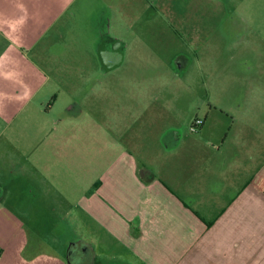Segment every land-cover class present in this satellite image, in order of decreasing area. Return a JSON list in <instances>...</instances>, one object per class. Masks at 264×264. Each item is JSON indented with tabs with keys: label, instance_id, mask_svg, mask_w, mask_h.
Returning <instances> with one entry per match:
<instances>
[{
	"label": "rangeland",
	"instance_id": "1",
	"mask_svg": "<svg viewBox=\"0 0 264 264\" xmlns=\"http://www.w3.org/2000/svg\"><path fill=\"white\" fill-rule=\"evenodd\" d=\"M72 9L24 51L45 83L31 106L13 117L0 99V208L17 210L48 242L44 252L53 242L59 257L79 264L68 253L75 231L62 192L76 193L83 176H68L67 162L80 160L81 168L85 139L91 160L113 141L108 131L98 142L79 130L85 96L90 108L107 112L110 127L122 115L133 135L137 126L164 132L177 157L264 163V0H78ZM102 33L125 46L117 68L105 66ZM69 115L80 121H65ZM45 137L47 146L59 145L47 147L41 158L49 161L38 165ZM54 188L66 200L57 213L48 194L36 203V193Z\"/></svg>",
	"mask_w": 264,
	"mask_h": 264
},
{
	"label": "crops",
	"instance_id": "2",
	"mask_svg": "<svg viewBox=\"0 0 264 264\" xmlns=\"http://www.w3.org/2000/svg\"><path fill=\"white\" fill-rule=\"evenodd\" d=\"M75 2L78 0H0V99L9 116L25 113L45 86L24 51L39 43L53 21L73 16ZM88 100L85 96L78 104L82 105L78 113L85 118L79 130L86 138L96 135L98 142L108 131L113 141L102 144L103 150L91 160L85 139L81 168L80 160L67 162L68 176L80 170L83 176L82 188L76 193L62 192L73 220L75 237L68 253L75 262L264 264V163L242 164L225 157L221 164L210 158L177 157L178 147L171 146L164 132L137 126L133 135V125H121L122 115H116L120 126L110 127L105 123L107 112L90 108ZM67 119L73 125L80 121L79 116ZM44 139L35 151L40 153L38 165L49 161L41 158L47 147L59 145L47 146L48 138ZM68 140L62 143L66 150ZM5 155L0 153V165L5 163ZM43 193L50 196L45 203L52 212H59L57 189L36 193V203L42 205ZM18 213L0 208V264H71L70 257H59L53 242L49 244L54 250L44 252L42 246L48 242Z\"/></svg>",
	"mask_w": 264,
	"mask_h": 264
},
{
	"label": "flooded vegetation",
	"instance_id": "3",
	"mask_svg": "<svg viewBox=\"0 0 264 264\" xmlns=\"http://www.w3.org/2000/svg\"><path fill=\"white\" fill-rule=\"evenodd\" d=\"M101 54L107 68H117L122 63V52L125 46L116 37L102 33Z\"/></svg>",
	"mask_w": 264,
	"mask_h": 264
}]
</instances>
